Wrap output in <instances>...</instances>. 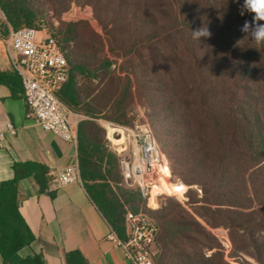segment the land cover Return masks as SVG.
Listing matches in <instances>:
<instances>
[{
	"label": "trees",
	"instance_id": "trees-1",
	"mask_svg": "<svg viewBox=\"0 0 264 264\" xmlns=\"http://www.w3.org/2000/svg\"><path fill=\"white\" fill-rule=\"evenodd\" d=\"M74 4L92 7L100 32L86 21H59ZM242 4L0 0L2 38L10 29L28 27L57 41L69 77L56 95L82 117L77 150L84 189L122 241L129 213L156 222L154 264H264V43L241 31L252 20L240 14ZM49 12L58 26L45 25ZM202 27L211 36L198 40L192 30ZM0 85L14 97L22 92L15 72L0 70ZM137 106L164 114L170 143L161 150L170 170L200 191H190L187 203L166 198L150 209L137 189L124 186L119 156L99 121L133 127ZM26 178L39 194L50 187V170L37 163L14 165V177L0 183L2 264H45L38 255H20L34 241L19 210L25 198L20 181ZM211 229L227 231L228 254ZM66 261L86 264L78 251Z\"/></svg>",
	"mask_w": 264,
	"mask_h": 264
},
{
	"label": "built area",
	"instance_id": "built-area-1",
	"mask_svg": "<svg viewBox=\"0 0 264 264\" xmlns=\"http://www.w3.org/2000/svg\"><path fill=\"white\" fill-rule=\"evenodd\" d=\"M3 39L13 72L21 79L26 118L43 131L54 133L66 142L76 143L77 129L56 95L67 82L69 69L55 38L46 30L22 27L10 29L8 37ZM105 126L110 149L119 156L124 186L137 189L150 209L159 207L164 196L175 197L182 204L188 201L189 187L171 180L169 160L147 122L134 127L113 123H105ZM6 133H16L11 124L6 130L0 129V142L5 140ZM57 182L59 186L81 183L79 168L61 171ZM126 220L127 240L122 241L112 229L107 239L121 247L125 258L132 264H154L152 249L159 233L156 222L146 215L132 213L127 215Z\"/></svg>",
	"mask_w": 264,
	"mask_h": 264
},
{
	"label": "crops",
	"instance_id": "crops-1",
	"mask_svg": "<svg viewBox=\"0 0 264 264\" xmlns=\"http://www.w3.org/2000/svg\"><path fill=\"white\" fill-rule=\"evenodd\" d=\"M1 18L4 20V16ZM0 70L13 73L3 38H0ZM26 113L22 92L14 97L10 88L0 85V129L6 130L11 124L16 131L14 135L6 133L5 140L0 142V183L11 180L14 165L23 163L46 166L51 177L49 190L41 194L31 178L20 181L25 196L20 203V214L34 235L30 247L20 255L24 258L38 255L45 264H67L66 255L78 251L86 264H132L125 258L124 250L107 239L111 228L88 197L82 182L58 185L61 171L78 167L77 141L66 142L54 133L43 131L26 118ZM68 113L77 129L82 117L69 110Z\"/></svg>",
	"mask_w": 264,
	"mask_h": 264
},
{
	"label": "rangeland",
	"instance_id": "rangeland-1",
	"mask_svg": "<svg viewBox=\"0 0 264 264\" xmlns=\"http://www.w3.org/2000/svg\"><path fill=\"white\" fill-rule=\"evenodd\" d=\"M48 5L49 4H45L44 9L46 7H48ZM48 16H49V18H47L45 25L49 27L50 23H53L54 26H58V20L53 18L52 13L49 12ZM1 17H3V16H0V24L3 23V21H4L3 18H1ZM80 20L88 22L94 30L100 32V29L98 27V23L94 18L93 9L89 5L74 4L71 6V8L67 12L63 13L59 18V21H62V22H73V21H80ZM120 64H121V62H119L118 65H120ZM133 114L135 116L134 126L139 125V124L144 123V122L149 123L150 126L152 127L151 129H153L154 136L156 137V139L159 143V147H161V149L163 151L167 150L169 148L170 138L168 137V133H167V130L165 128L167 120H166L164 114H161L158 112L154 114V113H152V111L146 110L145 108H143L141 106H137L134 109ZM105 123H110V122L105 121V120L99 121V124L105 129L106 138H107L108 132H107ZM109 146H110V144H109ZM169 163H170V161H169ZM171 180L173 182H182L179 177L173 175L172 171H171ZM187 186L189 187L187 190V199L189 201L188 194L190 193V191H195L199 194V190L195 186H190V185H187ZM166 198H172V199L178 201L175 197L164 196L163 198H161L160 205L166 202ZM211 232H212V234H214L215 236H217L221 240L223 246L227 249L226 253L228 254L230 251V248H231V244H230V241L228 239L227 231L224 229H211ZM152 251L154 254L155 248H153ZM227 260L232 263V261L229 258H227Z\"/></svg>",
	"mask_w": 264,
	"mask_h": 264
},
{
	"label": "clouds",
	"instance_id": "clouds-1",
	"mask_svg": "<svg viewBox=\"0 0 264 264\" xmlns=\"http://www.w3.org/2000/svg\"><path fill=\"white\" fill-rule=\"evenodd\" d=\"M245 13L251 14L252 20H246L241 31L256 42L264 43V23H261L264 21V0H243L240 14L244 15ZM192 32L198 40L201 37L209 38L211 36V32L206 27L192 30Z\"/></svg>",
	"mask_w": 264,
	"mask_h": 264
}]
</instances>
